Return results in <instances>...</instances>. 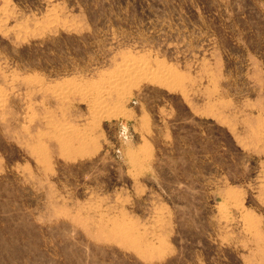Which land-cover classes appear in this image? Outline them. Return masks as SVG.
<instances>
[{
  "label": "rangeland",
  "instance_id": "1",
  "mask_svg": "<svg viewBox=\"0 0 264 264\" xmlns=\"http://www.w3.org/2000/svg\"><path fill=\"white\" fill-rule=\"evenodd\" d=\"M0 264H264V0H0Z\"/></svg>",
  "mask_w": 264,
  "mask_h": 264
}]
</instances>
